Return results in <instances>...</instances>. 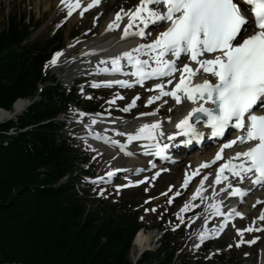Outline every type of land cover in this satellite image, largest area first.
<instances>
[{
    "label": "snow or ice",
    "instance_id": "obj_1",
    "mask_svg": "<svg viewBox=\"0 0 264 264\" xmlns=\"http://www.w3.org/2000/svg\"><path fill=\"white\" fill-rule=\"evenodd\" d=\"M61 3L68 8L69 16L76 8L81 7L80 0H75V3L61 0ZM99 3L100 0H91L83 11ZM248 11L252 13L251 21L246 15ZM124 16L128 17V22L124 26L123 37L135 35L144 38L148 35L145 29L149 25H158L164 30L159 31L151 42L139 44L130 51L111 57V69H99L104 73L129 75L135 78L134 81L110 80L104 82V86L111 87L115 84L129 88L134 83L143 86L144 81L149 79L161 81L154 84V89H150L158 90V94L150 96L147 104L164 96H170L177 104L182 103V100L192 104L187 114L175 124L179 132L168 134L167 139L171 141L174 136L180 135L188 138L182 141L184 144L191 143L193 139L199 141L202 133L190 121L195 118L198 123L201 115L206 117L205 124L211 129L212 137H222L226 129L232 127L239 134L224 143L212 161L205 162L200 167H208L210 163L223 159L225 162L215 175L216 184H220L222 179L229 180L228 175H222L227 170L240 183L247 178L253 185H264V114L256 112L257 108H264V0H139L134 9H121L116 13L108 29L119 28ZM242 30L250 31L251 34L242 35ZM60 55V52L55 53L50 63L55 65ZM182 56L188 58L187 63L181 64ZM122 61L130 66V71L125 72ZM197 76L204 78L195 82L194 78ZM162 78H168V85H172L174 80L177 82L173 88L166 89ZM137 99L138 96L123 111L127 112L135 107ZM80 115L83 116L84 113ZM91 123L95 124L96 120L93 119ZM120 135H126L129 143L135 140L147 141L143 145L146 154L151 151L156 156H163L168 147V144L161 146L159 142V138L165 136L160 121L142 124L135 133ZM244 144L248 145L244 151L223 156L224 149ZM125 147L120 145L122 151ZM198 174V169L192 173L193 176ZM107 175L111 177L113 173L109 172ZM189 179L190 176L186 173L183 187H187ZM205 180L207 176L200 180L196 194L203 190ZM228 187L232 188L229 195H239L241 198L246 195V190L233 187L230 182ZM221 191L225 189L222 188ZM201 199L204 197L201 196ZM189 207L190 203H185L180 212ZM210 207L214 215H223L219 204H212ZM232 214L242 217L235 209L229 215ZM177 217L183 221L179 213ZM228 219L229 216H224V223L219 229H213V232L219 234ZM260 219L264 220V214H261ZM253 230L250 226L237 231L242 236L243 231ZM206 238L207 229L199 236L201 241Z\"/></svg>",
    "mask_w": 264,
    "mask_h": 264
},
{
    "label": "trees",
    "instance_id": "obj_2",
    "mask_svg": "<svg viewBox=\"0 0 264 264\" xmlns=\"http://www.w3.org/2000/svg\"><path fill=\"white\" fill-rule=\"evenodd\" d=\"M23 18L10 17L0 34V109L11 111L19 99L34 98L40 84L46 87L17 122L0 124V264H133L138 214L118 213L80 186L79 154L55 120L72 96L43 75L59 39L25 44L30 32ZM11 130L16 135L8 136ZM171 237L139 264H176Z\"/></svg>",
    "mask_w": 264,
    "mask_h": 264
},
{
    "label": "rangeland",
    "instance_id": "obj_3",
    "mask_svg": "<svg viewBox=\"0 0 264 264\" xmlns=\"http://www.w3.org/2000/svg\"><path fill=\"white\" fill-rule=\"evenodd\" d=\"M37 0H0V34L3 32L4 29L7 27V18L13 16L21 15H28L32 19H35V22H37L39 25V29H32V34L29 39L28 43H40V44H46L49 42L55 34L60 33V37L64 39V50L67 49L68 43L70 42L69 38L71 36H77L80 34H83V37H81L80 40H83L88 35V31H94V34H90L86 40L90 39L95 35H98V31L101 27H103V24L106 19H102V25L96 26L93 28L92 25V14L99 10L94 11L93 13L86 15L83 14L82 16H78V11L72 13L71 16L68 15L65 11H63V8L65 7H58L57 9L52 6L48 9H45L46 6H48V1H41V4L39 7L35 6ZM118 9V6L112 9V11L109 12V15L111 12ZM105 11V10H104ZM105 11L104 13L101 12L100 14H96L95 18H97L99 15L102 14V17L106 18L108 15ZM108 15V16H109ZM107 16V17H108ZM74 18V20H71V18ZM85 17V19H83ZM67 21L66 24L64 21ZM87 21H91L87 23ZM61 25V26H60ZM81 26V27H78ZM60 27V29H59ZM75 27V28H74ZM89 29V30H88ZM94 38V37H93ZM91 38V39H93ZM90 39V40H91ZM89 41V40H88ZM83 44L79 43V45L75 46L73 49H80ZM72 49V51H73ZM71 51V52H72ZM71 52L67 55H65V58H67L68 55L71 54ZM70 60V59H69ZM72 68L71 75L74 74V76L80 74V70L78 69V64H75ZM77 68L76 71L74 69ZM69 71V72H68ZM57 70L50 68V73L52 76H54L61 85L71 88L72 83L71 79H69V75L66 73H70V70ZM85 72V71H84ZM86 73V72H85ZM113 96L112 93L107 92H99L96 93L94 96V103H98L99 110H102V107H105V99L107 97ZM76 98L75 100L81 101L84 107H88L89 104L86 101V95L80 93L78 94V91L75 92ZM130 96H133V93L130 94ZM26 109V108H25ZM108 108H106L107 110ZM108 112V111H107ZM6 120V119H5ZM4 121V120H3ZM2 122V121H1ZM76 125H69L67 124V129L64 131V135L70 137V139H73L75 142V147H79L81 149L86 150L84 153L88 154V158L90 159L89 163L83 166L84 169L87 168V165L90 163H93L95 160V153L92 152L91 149L85 148L84 146H79L80 144L75 139V134L72 133V128H77ZM82 157V156H81ZM105 159V158H103ZM193 158L190 159V161ZM109 163L111 162V156H108ZM189 162V161H188ZM96 164H98V169L96 171L91 168V171L95 173L94 177H98L103 173H107L113 166L106 165V161L100 160L97 161ZM108 164V163H107ZM187 163L183 162L180 163L181 166H185ZM172 174L163 176L158 182H156L154 185H148L145 186L142 189H136L133 187L130 190L127 191H118V187L120 183H114V186H104L100 184L92 185L93 188L90 189L91 194H95L100 200L104 201L108 205L117 206V212L118 213H124L129 210L130 206L133 205L132 211H138L140 212V218L142 223L146 226V228L149 229H155L160 228L161 231L159 233L164 234L162 230H165L169 233H172L177 238L175 239V243L173 245H182V249L180 252L176 254L177 256V262L176 264H197V263H204V264H219L221 263L220 257L222 255L224 257V264H232L230 263L231 260L233 262H239L240 264H260V258H258L259 254L264 255V234L261 236V239L259 240L258 244L251 248H238L234 244V235L235 231L229 232L224 238H222L219 242L213 243V248L210 249L207 255H203L201 253L200 249L194 248L193 242H191L192 239H195V236L199 234L204 229V222L197 221V218L200 217V214L203 213L204 209L199 208V211L193 214V216L185 215L184 213L189 210V208L184 211L180 212V209L182 207L181 202H186L188 199V196L186 194L182 195L180 198V201H178V204H173V199L177 196L176 193L171 194V198L165 197L162 198V194L166 190V187L168 183H172L175 185L176 179L179 181L176 182V186L173 188L174 190L177 188L178 183L180 182V175L179 174ZM173 177H177L175 179H172ZM88 178H86V181ZM88 183V182H87ZM181 186V185H179ZM178 186V187H179ZM174 196V197H173ZM169 200H171L172 203H169ZM177 205V207H175ZM98 206V204L94 205ZM129 206V208H128ZM153 209H155L153 211ZM180 214V216L183 217V221L181 219H178L177 214ZM248 222L250 220H247ZM244 223L243 228L246 229L247 225L249 223ZM146 233V232H145ZM154 234V240H152L151 245L148 249L152 250L155 246L154 243L157 241V237L154 232H150ZM175 233V234H174ZM251 236V235H250ZM247 236V237H250ZM263 237V238H262ZM191 239V240H190ZM256 240V239H255ZM157 248L159 247L157 242ZM233 246V249H232ZM259 246V247H257ZM256 247V248H255ZM146 251V250H145ZM133 256H136L137 250L133 246L132 250ZM221 255V256H220ZM251 256V257H248ZM134 258V257H133ZM136 258V257H135Z\"/></svg>",
    "mask_w": 264,
    "mask_h": 264
},
{
    "label": "bare ground",
    "instance_id": "obj_4",
    "mask_svg": "<svg viewBox=\"0 0 264 264\" xmlns=\"http://www.w3.org/2000/svg\"><path fill=\"white\" fill-rule=\"evenodd\" d=\"M42 1H48L49 2L48 6H46L45 9L50 8L52 6V3H53L54 8L57 9L58 7L63 6L65 8H63L62 12L65 11L66 13H68V8L66 7L65 4L61 3V0H42ZM67 2L68 3H75V0H67ZM90 2H91V0H80L81 7L76 8L72 13L78 11L77 17L78 16L83 17V15H81V11H83V9L86 8ZM138 3H139V0H102V4L99 8H97L96 6H93L91 8H88L87 11H83V14L89 15L96 10L110 11L115 6H118L120 8V10L121 9L125 10V8H127L125 10V11H127L128 9H134L136 7V5H138ZM40 4H41V1L37 0L35 3V6L39 7ZM74 18L75 17L71 18V20H74ZM114 19H115L114 14L106 17V20L103 24V27H101L98 31V35L95 36L93 39L87 41L85 44L86 46L82 45V47L83 46L84 47L80 50V52L74 58H71L69 62H72V64L73 63L83 64V66L81 68L84 69V71L86 72L87 75L89 74L91 76H97V75H99V73H101V71H99L100 66L97 64L98 60L106 59L107 63L111 65V62H110L111 57H115L124 51H130L131 49L137 47L139 44L149 43V42H151L152 38L155 35L153 33V34H151V36H149L147 39H144V40L140 39L139 36L129 35L127 37H130L129 39L134 38L133 41L128 42V43H120V41L118 42V39L123 37V30H124V26L128 22V17L124 18L121 21L122 26H121L120 30L117 32L108 29V25L110 23H112ZM89 22L91 24V21H87V23H89ZM92 25H93V22H92ZM155 28H157V27H155ZM133 30L134 29H129V31H133ZM155 30L156 29H152L151 31H155ZM162 30H163V28L160 30H157V31L159 32ZM123 40H124V37H123ZM79 43L80 42H74L73 45H70L69 49L65 52V54H63L60 57V59H65V55L69 54L75 46L79 45ZM105 74L108 75L110 73H105ZM71 80H73V79H71ZM27 106H28L27 100H19L14 104L13 110L11 112L5 111L4 109H0V123H1V121L3 122V120L5 121V119L8 120V119L18 118L25 111V108H27ZM151 113H153V112H151ZM185 115H186L185 112H174L172 115H169L165 118H162L161 116H159V113H155V115H153L151 117H148L150 115H147V116L146 115H140L141 118L135 119L134 121H132L129 124L126 122H122L120 120H116L114 122V124H112V130L109 133L111 135L115 136L116 138H120V139L125 140V139H127V136L126 135H120L121 132H116L115 131L116 126H119V125L120 126H127V128H126L127 131L122 132V133L128 134V133H135L136 130L142 124L152 123L154 121H160L161 130L165 133V136L159 138V142H160L163 139H167L168 134H173L172 130L175 128V124L178 123L181 120L180 118L181 117L183 118ZM144 117H146V118H144ZM96 126L98 128L100 127L99 124H96ZM83 129H87V126H83ZM84 140L88 142V140H86V139H84ZM127 142L129 143V141H127ZM146 143H147V141H145V140H135V141H132L131 143H129L130 145L125 149L129 150L132 153L129 157L130 158L132 157L133 159L128 161V162H125V163H121L122 160H124L125 158H128V155L124 154L125 149L122 151L120 146L117 143L112 144V145L105 143L107 145L106 147H109V148L114 150L115 153L113 154V156L118 154V156L116 158L111 157L110 163L112 165H114V167L111 170H114L117 168H125L126 174H128V176H130L131 174H135V172L137 170L142 169L143 166H144V170L147 169L148 161H150L152 159V157H154L155 155L149 154L151 151H149L148 154L145 153L143 145H145ZM136 147H141L142 150H138ZM218 149L219 148H215L212 151L205 152V153L200 152L198 156H193V159L191 161H190L191 158H189V157L185 158L183 161H181V163H183V162L187 163L185 166L184 165L181 166L180 163H177L173 166H170L169 169L173 170V174L174 175L179 174L181 177L180 182L178 183V186L181 185V187H182V185L184 184L185 174L187 173L190 176V179H193V178L194 179L196 178V180L199 179L198 184L194 188V189H197L200 186V177L198 178L197 175L193 176L192 173L197 170L196 168L198 165H202L205 162H210L212 159H214L215 154L218 152ZM94 151L97 153H100V151L96 148L94 149ZM126 168H128V170H126ZM171 173H172V171H171ZM199 173H201V172H199ZM202 176L204 177V176H206V174H203ZM208 185H212V180H210L207 184H204L203 189H205ZM188 189H189V186L187 185L186 190H188ZM201 192L199 194H196V191H194L191 196L193 197V195L196 194V198H198V200L200 201V200H202L200 197L204 196V193H201ZM191 196L188 198L187 203L190 202ZM262 198H264V196L263 197H260L259 195L255 196L253 198V200L250 202L251 205H249V207H252V205L254 203H257V200H260ZM216 204H218V202H216ZM258 207H260V206H258ZM261 214H264V208H263V211L261 212ZM259 223H260V227L262 225L263 228H261L260 230L254 229L253 231H250V232L245 231V232H243L242 236H245V237L250 236V235L251 236L261 235L262 236L264 234V220H262V219L259 220ZM152 240H154V234L153 233H145V232L141 231L135 237L134 242H133V246L137 250V252H143L145 250H150L148 248L150 247ZM133 257L135 259L136 256H133ZM258 258H260V261H261L260 264H264V255L259 254Z\"/></svg>",
    "mask_w": 264,
    "mask_h": 264
}]
</instances>
